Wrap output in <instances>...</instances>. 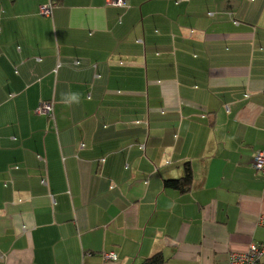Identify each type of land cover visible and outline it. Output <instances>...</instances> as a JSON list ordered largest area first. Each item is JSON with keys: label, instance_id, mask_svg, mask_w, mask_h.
Returning a JSON list of instances; mask_svg holds the SVG:
<instances>
[{"label": "crops", "instance_id": "obj_1", "mask_svg": "<svg viewBox=\"0 0 264 264\" xmlns=\"http://www.w3.org/2000/svg\"><path fill=\"white\" fill-rule=\"evenodd\" d=\"M107 1L0 0V264H226L264 242V0Z\"/></svg>", "mask_w": 264, "mask_h": 264}, {"label": "built area", "instance_id": "obj_2", "mask_svg": "<svg viewBox=\"0 0 264 264\" xmlns=\"http://www.w3.org/2000/svg\"><path fill=\"white\" fill-rule=\"evenodd\" d=\"M109 5L116 7H125V0H108ZM50 6H43L39 9L41 16L50 15ZM238 25V22H234ZM139 43L141 41H138ZM74 65H78L75 63ZM35 113L40 116L52 117L53 108L50 102H40L35 109ZM252 167L255 171L264 175V152H257L253 158ZM259 224L264 226V216L259 218ZM264 255V242L261 244H251L246 252L243 253H230L226 264H258L260 258ZM105 260H116L113 253L104 254Z\"/></svg>", "mask_w": 264, "mask_h": 264}, {"label": "trees", "instance_id": "obj_3", "mask_svg": "<svg viewBox=\"0 0 264 264\" xmlns=\"http://www.w3.org/2000/svg\"><path fill=\"white\" fill-rule=\"evenodd\" d=\"M192 172L188 165L184 168L183 176L179 179L166 180L163 182L165 188L180 191L182 193L187 192L192 185ZM144 264H164V259L161 254H155L151 258L145 261Z\"/></svg>", "mask_w": 264, "mask_h": 264}, {"label": "clouds", "instance_id": "obj_4", "mask_svg": "<svg viewBox=\"0 0 264 264\" xmlns=\"http://www.w3.org/2000/svg\"><path fill=\"white\" fill-rule=\"evenodd\" d=\"M80 93H70L67 96V99L71 100L72 102L78 103L80 100Z\"/></svg>", "mask_w": 264, "mask_h": 264}]
</instances>
